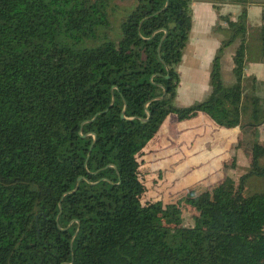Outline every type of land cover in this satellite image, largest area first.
<instances>
[{
    "label": "trees",
    "instance_id": "1",
    "mask_svg": "<svg viewBox=\"0 0 264 264\" xmlns=\"http://www.w3.org/2000/svg\"><path fill=\"white\" fill-rule=\"evenodd\" d=\"M116 1L0 0V264H264V183L246 188L249 178L264 181L255 132L263 100L251 101L249 170L238 183L225 178L217 189L226 195L192 227L173 200L141 207L137 171L142 143L170 114L240 124L232 101L242 95L244 11L219 48L240 41L234 84L224 85L216 55L207 98L178 108L191 0H168L164 10L167 0L122 10ZM258 40L263 60L264 26ZM158 209L166 217L152 216Z\"/></svg>",
    "mask_w": 264,
    "mask_h": 264
},
{
    "label": "crops",
    "instance_id": "2",
    "mask_svg": "<svg viewBox=\"0 0 264 264\" xmlns=\"http://www.w3.org/2000/svg\"><path fill=\"white\" fill-rule=\"evenodd\" d=\"M213 2L221 4V7L219 6L218 9L223 7L222 14L224 16H229L230 19L233 17L232 23L236 24L237 22V16L239 15L241 6L231 3L230 0H191L192 28H194V34L198 33L199 38L198 41L195 40V42L194 40L191 42L187 41L188 43H186V48L184 47L183 49L181 59L183 63L181 72H187V78L192 80L194 71L191 69L197 62L196 54L201 57L202 54L207 53L211 58L210 60L206 58L208 67L204 71L203 76L199 73L200 81H192L186 85H180L185 88V90L180 88L178 82L176 94L179 93L182 95V93H185L186 96L183 95L185 97L184 100L175 101L176 107L183 108L189 106L191 103L196 102L195 100L201 101L210 93L209 81L211 63L214 59L213 54L215 53L216 46L219 48L221 46L212 38L205 37L208 33L212 32V30L207 29V26L215 20V15L213 14L214 9L212 8V6H214ZM244 8H247L248 21L246 24V61L243 70V95L241 99L245 102V98L251 94L253 97L257 96L260 100L264 101V59H261L259 53L260 43L258 40L259 28L264 26V0H246ZM198 24L200 27L195 30ZM219 26L222 30L227 28L224 22ZM239 44V39H236L224 48L228 50L233 49L232 52H227V56H230L229 62H231L230 68H232V70L234 67L232 58ZM203 45L209 47L207 51L202 49ZM223 69L224 72L229 71L227 65H224ZM181 72L180 70L178 71V76L182 74ZM220 74L221 76L223 75L221 69ZM247 91L248 93L246 94ZM250 114L251 109L247 113L242 111L240 124L225 130L222 127H218L209 116L207 117L206 114L204 115L203 113H199L193 118L182 121H178L176 115L170 114L171 116H169L172 117V119L169 120V122L166 121V123L160 124L159 129H157L154 134L155 136L152 137L147 142V146L145 148L142 147L137 154V161L140 165L138 171L143 175L141 180L143 183L145 182L146 192L151 191V195L159 196L156 199L158 200L162 197L159 189L161 192L163 191V184L165 182L169 183L170 180L176 181L181 179V177L186 174L183 172H186L187 169L190 170L194 167H198L199 164L204 165L202 172L207 177L206 181L209 182L205 185L217 186L219 188L225 178L238 183L240 177L247 173L250 168V149L254 143V129L249 127L251 122ZM249 129H251V132H249ZM255 132L257 133L256 141L259 144H264V123L259 125L255 129ZM172 138H174L175 141H171ZM180 151H190L191 156L196 152L193 162H187L185 156H179L180 160L171 157L172 154ZM220 160L224 161L225 165L223 167L218 165V161ZM156 161H160L161 163L157 164L158 166H153L156 165ZM232 162H234V165ZM261 162L264 164V159H262ZM231 165H233L234 168L231 167ZM161 171L166 173V175H164L165 182L160 181L161 177L159 172ZM149 173L151 176L148 175ZM167 174L169 177H167ZM154 178L157 181L153 188L151 187V182ZM183 179L187 184H192L194 182L189 174H186ZM263 183V179L249 178L246 188L251 191H255L257 188L261 190ZM146 192L144 196H147L148 193ZM161 201L163 200H160V202ZM178 202H180V200H174V204ZM188 202L189 200L185 199V203ZM184 209L185 207L180 210L183 211ZM196 212L198 214L199 210H196Z\"/></svg>",
    "mask_w": 264,
    "mask_h": 264
},
{
    "label": "rangeland",
    "instance_id": "3",
    "mask_svg": "<svg viewBox=\"0 0 264 264\" xmlns=\"http://www.w3.org/2000/svg\"><path fill=\"white\" fill-rule=\"evenodd\" d=\"M135 2H136V0H117L116 4L122 10V9L131 8L135 4ZM213 5L214 6H212V8L214 9L213 14L215 15V20L212 21V23L209 26H207V29L212 30V32L208 33L205 37L212 38L214 41H216L218 43V45L219 44L221 45L226 39L230 38L231 31L235 27L232 28L228 23V21L233 20V17H232V19H230L229 16H224L222 14V8L223 7L218 9V7L221 4L213 2ZM239 5L241 6L240 12L244 11V14L241 16V20H243V22L247 24V21H248L247 8H244V5H242L241 3ZM218 11H219V13H218ZM240 12H239V14H240ZM114 17L117 18V20H119L122 17V15L119 12ZM190 17H191L190 18L191 26H190V31L188 34V40L187 41L191 42L192 40H194V42H195V40L198 41L199 35H198V33L194 34V30H193L194 28H192V24H193L192 16H190ZM223 22L226 23V25H227V28L225 30H222L221 27L219 26ZM198 27H200L199 24L195 28V30ZM246 28H247V26H246ZM187 41H186V43H188ZM186 46L187 45H185V48H186ZM208 48H209L208 46L205 47L204 45L202 47V49L205 51H207ZM232 51H233V49H230V50L221 49V50H219V47L216 46L215 53L213 52L214 53L213 57H215L216 55L219 56V66L223 72L222 79H223L224 85H226V86H230L235 82V76L233 74L232 68H230V63H231V62H229L230 56H227V52L229 53ZM196 58H197V62L194 64V67L191 69L194 71V77L192 78V80L187 78V75H186L187 72L186 73L181 72V70L183 68L182 60L177 65V67H176L177 72L180 70V72L182 73V74H180V76H178L179 86L180 85L181 86L186 85L187 83L192 82V81H194V82L200 81L199 73L203 76L204 71L208 67V65L206 64V58H208L210 60L211 56H209L207 53H205V54H202L201 57H199L196 54ZM192 61H194V60H192ZM232 61H233V58H232ZM212 65H213V62L211 63V67H212ZM224 65H227L228 70H229L228 72L227 71L224 72V69H223ZM181 86H180V88L185 90V88H183ZM247 93H248V91L246 92V94ZM183 95L186 96L185 93H182V95L177 93L175 96V99H174V104H175L176 100L177 101L184 100L185 97ZM242 95H243V93H242ZM242 95L240 96L241 98H242ZM206 98H207V96L205 98H203L201 101L195 100L196 102L191 103L189 106L196 104L198 102L200 103V102L204 101ZM241 98H240L239 104L237 103L239 98L235 99V101H232V104L238 105L241 113H242V111L244 113H247L248 111H250V109L252 107L251 101L253 100L252 99L253 96L251 94L248 95L245 98V102H243ZM189 106H186V107H189ZM261 107H262V104L258 105L259 110L262 109ZM203 114L205 115V113H203ZM170 116L168 115L167 116L168 118L166 117V119L162 123H166V121L169 122V120L172 119V117H170ZM206 116L208 117L209 115L206 114ZM178 121H180V120H178ZM159 126L160 125L156 126L157 128L155 130L159 129ZM217 126L220 128L222 127L224 130L227 129V127L219 126L218 124H217ZM200 130H201V127H200ZM200 130H199V132H200ZM164 131H165V128H164ZM249 132H251V129H249ZM154 136L155 135H152V137H154ZM171 141H175V139L172 138ZM147 142L148 141H144L142 143L143 148H145L147 146V144H148ZM195 155H196V152L191 156L190 151H180V152H176V153L172 154L171 157H174L176 160H180L179 156H182V157L185 156L186 161L190 163V162H193ZM160 163H161L160 161H156L155 162L156 165H153V166H158L157 164H160ZM232 163L234 165V162H232ZM218 165L220 167H223L225 165L224 161L223 160L218 161ZM233 165H231V167H233ZM138 168H140V165ZM138 168H137V171H138ZM203 168H204V165L199 164L198 167H194L193 169H190V170L187 169L186 172H183V173L189 174L191 179L194 180V182L192 184H187L184 181L183 178L186 174L184 176H182L181 179H178L176 181L170 180L169 183H166L165 178H164V175H166V173H164L163 171L159 172L160 177H161L160 181L165 182L163 184V191L161 192V190L159 189L160 195L162 197H160L158 200H156L159 196L151 195V191H147V192L145 191L148 194H147V196H144L145 195V193H144L143 197L141 198V200H140L141 207L143 208V206L144 207L153 206L155 203L159 202L160 200H163V203L165 206L167 204H169L172 200H173V203H174V200H180V202L173 204V205H175L177 208L179 207L180 209L185 207V209L183 211L180 210L181 211L182 225L184 227H192L194 224V216L197 214L196 210L203 211V209L206 208L210 204H211V206H214V204L216 203V198H215L216 194L218 195V197L226 195L224 189H221L219 191L217 189V186L205 185L206 183H209V182L206 181L207 177L202 172ZM138 174H139L140 178L143 176L142 174H140L139 171H138ZM148 175L151 176L150 173ZM167 177H169L168 174H167ZM156 181L157 180H155V178H154V180L151 182L152 183L151 187L154 188V186L156 185L155 184ZM145 187H146V185H145ZM185 199L189 200V202L185 203ZM183 201H184V204H183ZM226 206H217V207H221L222 209L226 210L227 209ZM158 215H162L161 212H159V209L155 210L152 213V216H154V217H158ZM162 216L166 217L165 215H162Z\"/></svg>",
    "mask_w": 264,
    "mask_h": 264
},
{
    "label": "water",
    "instance_id": "4",
    "mask_svg": "<svg viewBox=\"0 0 264 264\" xmlns=\"http://www.w3.org/2000/svg\"><path fill=\"white\" fill-rule=\"evenodd\" d=\"M167 5H168V0L166 1L165 7L163 8V10L167 8ZM163 32L166 34V33H167V30H166V29H163ZM166 78L168 79L169 76H166ZM164 95H165V91L163 92V95H162L161 97H159L158 99H162V98L164 97ZM125 109H126V107L124 106V109H123L122 114H121V118H122V119H126V117L124 116V111H125ZM145 111H146L147 115H149V113H148L146 107H145ZM96 116H97V115H95V116L92 118L91 121H93V120L96 118ZM132 119H135V118H132ZM132 119H130V120H132ZM147 120H148V118L143 119V121H147ZM82 137H84V136H82ZM93 137H95V136L93 135ZM81 180H82V177H79V178L77 179V185H76L75 189H74L72 192H75V191L77 190V188H78V184H79V182H80Z\"/></svg>",
    "mask_w": 264,
    "mask_h": 264
}]
</instances>
